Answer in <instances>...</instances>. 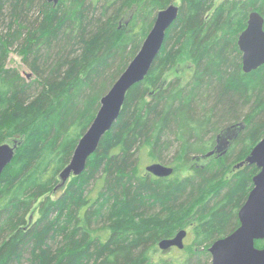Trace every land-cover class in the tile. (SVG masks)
<instances>
[{
	"label": "trees",
	"instance_id": "16d2710c",
	"mask_svg": "<svg viewBox=\"0 0 264 264\" xmlns=\"http://www.w3.org/2000/svg\"><path fill=\"white\" fill-rule=\"evenodd\" d=\"M215 1L0 0V145L21 142L0 177V264H211L209 248L240 226L259 171L226 180L227 165L264 137V65L245 73L238 45L250 14L264 17V0ZM177 2L150 72L84 173L58 188L102 97L157 13ZM12 52L31 77L8 67ZM184 55L192 74L165 84ZM226 137L222 157L194 163ZM153 162L173 175L149 174ZM181 230L193 250L153 261Z\"/></svg>",
	"mask_w": 264,
	"mask_h": 264
},
{
	"label": "water",
	"instance_id": "95a60500",
	"mask_svg": "<svg viewBox=\"0 0 264 264\" xmlns=\"http://www.w3.org/2000/svg\"><path fill=\"white\" fill-rule=\"evenodd\" d=\"M57 5L60 0H47ZM179 17V5L171 4L157 13L156 21L146 37L140 51L130 62L112 88L101 99L100 109L86 133L80 138L70 163L60 174L61 184L73 176H80L87 167L89 158L98 150L102 139L118 121L129 90L142 82L150 72L156 58L162 50L168 29ZM238 45L243 54L242 68L251 73L264 65V17L253 11L246 28L238 38ZM31 77V74L28 75ZM21 142L0 145V177L15 158ZM213 152L208 153L211 156ZM256 165L260 170L254 178V187L239 211L240 226L228 236L217 240L210 248L211 264H264V248H258L256 241L264 240V137L253 148L244 164ZM146 171L156 177H169L174 173L170 166L159 162L151 163ZM187 231L181 230L171 239L159 242L162 251L174 247L183 249Z\"/></svg>",
	"mask_w": 264,
	"mask_h": 264
},
{
	"label": "rangeland",
	"instance_id": "374dc122",
	"mask_svg": "<svg viewBox=\"0 0 264 264\" xmlns=\"http://www.w3.org/2000/svg\"><path fill=\"white\" fill-rule=\"evenodd\" d=\"M222 1H224V0H216L215 3H216V5H218ZM179 3L180 2H177L176 4L178 5ZM8 67L18 68L20 70V72L26 77H28V75H30V74L32 76V73L30 72V70L23 63L22 57L15 52H12L10 54V58L8 61ZM192 71H193V65L191 64V62H189L187 60L186 56L184 55L182 57L179 65L176 68L172 69L170 72H168L163 81L166 84V83L170 82L171 80H173L175 77L180 76L182 78L183 82H186L188 80V78L190 77V75L192 74ZM15 140H17V139H15ZM13 141L14 140H10L8 143L12 144ZM208 159L209 158L201 159L197 162L194 161V163L201 165V164H204ZM238 162H240V160H235L232 165H230V163L227 165L226 174H225L226 180L229 179L230 177L234 176L237 173V170H234V166ZM184 172H183V175L186 173V172L185 173ZM34 218H35V216H34ZM222 238H224V237H221L220 239H222ZM184 242H185V247L183 249H178V248L174 247L168 251H162L158 245V250H152L150 252L149 256L151 257V259L153 261H158V260L162 259L163 257H168L171 255L187 254L193 250V248L191 247L192 242H191V238H190L189 234L185 238ZM258 248H261V247H258Z\"/></svg>",
	"mask_w": 264,
	"mask_h": 264
},
{
	"label": "flooded vegetation",
	"instance_id": "af4514ba",
	"mask_svg": "<svg viewBox=\"0 0 264 264\" xmlns=\"http://www.w3.org/2000/svg\"><path fill=\"white\" fill-rule=\"evenodd\" d=\"M230 137V136H229ZM228 137V138H229ZM227 139V137L225 138V139H223L222 141H221V143H220V145L216 148V150L213 152V154L211 155V156H209V159H210V157H213V156H218L219 158L220 157H222L224 154H225V150L227 149V147L229 146V141H227L226 140ZM254 148V147H253ZM224 150V151H223ZM251 153V152H250ZM248 157V156H247ZM205 158H208L207 157V154L205 155V156H200V157H198V158H196L194 161H199V160H201V159H205ZM246 160V159H245ZM245 160H243V161H241V162H238L235 166H234V170H239V169H241V168H244V167H246V166H255L256 167V165H248V164H244L242 167H239V168H237L236 166L238 165V164H240V163H242V162H245ZM257 168V167H256ZM259 172V171H258ZM257 172V173H258ZM252 190V189H251ZM250 193V192H249ZM249 195V194H248ZM248 198V197H247ZM247 200V199H246ZM244 205V204H243ZM240 211V210H239ZM239 214V213H238ZM239 217V216H238ZM229 235V234H228ZM228 235H226V236H228ZM226 236H224V237H226ZM216 242V241H215ZM214 242V243H215ZM213 243V244H214ZM212 244V245H213Z\"/></svg>",
	"mask_w": 264,
	"mask_h": 264
},
{
	"label": "bare ground",
	"instance_id": "6f19581e",
	"mask_svg": "<svg viewBox=\"0 0 264 264\" xmlns=\"http://www.w3.org/2000/svg\"><path fill=\"white\" fill-rule=\"evenodd\" d=\"M155 21H156V19H155ZM154 24H155V22H154ZM154 26V25H153ZM153 28V27H152ZM261 141V140H260ZM253 150V149H252ZM207 157L209 158V155L207 154ZM153 163H155V162H153ZM160 163V162H159ZM173 168V167H172ZM174 169V168H173ZM260 171V170H259ZM259 173V172H258ZM173 175V174H172ZM254 178V177H253ZM253 187H254V182H253ZM253 189V188H252ZM251 192V191H250ZM250 194V193H249ZM249 196V195H248ZM246 202V201H245ZM242 208V207H241ZM264 248V247H263Z\"/></svg>",
	"mask_w": 264,
	"mask_h": 264
}]
</instances>
